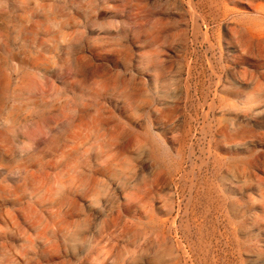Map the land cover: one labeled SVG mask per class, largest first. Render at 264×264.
<instances>
[{"label": "rangeland", "instance_id": "1", "mask_svg": "<svg viewBox=\"0 0 264 264\" xmlns=\"http://www.w3.org/2000/svg\"><path fill=\"white\" fill-rule=\"evenodd\" d=\"M0 264H264V0H0Z\"/></svg>", "mask_w": 264, "mask_h": 264}]
</instances>
